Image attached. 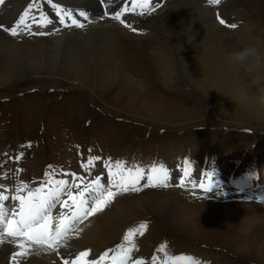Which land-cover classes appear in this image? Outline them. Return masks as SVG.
<instances>
[{
  "label": "rangeland",
  "instance_id": "rangeland-1",
  "mask_svg": "<svg viewBox=\"0 0 264 264\" xmlns=\"http://www.w3.org/2000/svg\"><path fill=\"white\" fill-rule=\"evenodd\" d=\"M31 1L18 0L14 8L15 13L22 14L19 11L29 3L34 5L38 2L41 6L46 4V0ZM122 1L117 0V4ZM230 3L235 8L234 12L245 10L248 13L246 16L255 23L251 35L260 36L264 43V2L231 0ZM149 4L151 8L143 14L138 13L137 9L135 12H126L121 17V19L126 17L128 23L129 15H139V18L143 19L145 30L151 32V36H147L146 39L119 32L117 30L119 27L113 25V28L115 27L119 32L118 43L121 52H124L122 57L130 64L136 76L149 79L151 88L141 96H136L140 95L137 93L133 95L128 89L121 92L116 90L108 93L109 95L98 93L99 101L90 93L70 88L66 82H56L49 77H46L44 82L37 79L22 80L0 88V180L3 183L23 181L36 187L44 180L45 171L55 176L60 169H77L79 160L83 156L94 154L99 155L103 160L107 156L116 158L118 155L134 159L136 153H143L141 163L148 167L154 150L163 152V156L170 151L186 152L189 159H195L197 166L201 164L203 158L212 161L211 167L214 164L228 163L230 168L235 169L236 174H239L240 170L247 169L258 159L262 162V169H255L254 173L259 175L261 173L260 181L264 179V130L227 124L243 122L236 116L235 111L220 110L217 112V119L212 120L211 123L207 122L205 108L209 105L210 98L206 93L197 92L192 84H188L180 70L185 64V55L194 56L193 50L186 41L187 34L180 26L181 14L169 3L157 4L153 0ZM52 5L57 3L53 2ZM127 6H131V0H128ZM219 6L221 8L222 3H219ZM10 7L5 4L0 13L2 14L0 23L4 28L13 24L12 22L10 24L8 22L10 19L4 15L6 9ZM67 8H71V5H67ZM32 10L36 12L33 8ZM210 10L222 12L214 6H211ZM52 11L55 12V9ZM226 12L218 19L220 25L218 32L224 35V44L226 49L230 50L239 46L241 42L250 40L247 38L241 41L238 39L241 37L239 33H236L237 38L230 25L240 16L233 14L231 9H226ZM152 17L156 18L152 19ZM221 19L225 21L224 24L220 23ZM69 29L66 31L70 32ZM36 30L32 29L34 33ZM77 31L79 30H71L70 34L83 35L86 32L83 30L82 34ZM7 33L0 29V34L6 40L12 41L13 36ZM25 35L28 34L21 31L14 37L15 42L28 48L31 55H37L41 44L51 43L52 39V33L49 32L45 35L33 34L34 37ZM263 43L260 46L264 49ZM172 44L177 45L184 53L180 61L175 58L171 63L172 69H175L172 85L164 86L161 83L163 74L158 52L162 51V48L169 50ZM154 47H158L156 51ZM5 62L0 57V77L5 72ZM137 97H141L140 100ZM125 102H140L141 111L149 119L159 116L158 111L162 108L176 106L178 109H187L188 116H183V119L196 117L198 124L180 131L167 129L164 126L115 114L106 105L108 103L123 105ZM212 102L213 105L216 103L213 96ZM17 156H20V159H17ZM235 165L237 168L234 167ZM228 171L229 168L219 169L218 177L221 182L227 178ZM170 178L177 182L179 176L169 173L168 181ZM253 183L256 184L252 181L248 186ZM174 186L175 184L169 183V187L158 188L155 191L126 192L120 197L123 204H128L129 207L149 194L163 200H172L182 223L190 228L189 233L175 230L158 214L142 216L121 233H114L109 225L105 224V219H100L108 247H104L105 249L96 247V249H100L103 253L109 248H114L122 241L124 233L129 228L138 227L139 223L146 222L148 227L144 234L135 237L137 248L140 245L145 247L148 243H153L150 256L156 255L159 260H163L165 256L164 252H157L159 245L163 243L166 245L165 251L170 253V256L180 255L191 249L201 251L204 249L207 252L204 258L207 259L206 264H264V204L240 199L231 201L228 199L229 195L224 194H218L213 199L201 195L197 198L184 194L180 189L175 190ZM232 218L235 220V225L229 236L219 233L218 227L204 233L203 237H200L195 230L196 221H200L201 224L207 219L210 221L208 223H212V227H215L223 224L225 222L223 220ZM208 234L212 237H207ZM229 239L230 241H227Z\"/></svg>",
  "mask_w": 264,
  "mask_h": 264
},
{
  "label": "bare ground",
  "instance_id": "bare-ground-1",
  "mask_svg": "<svg viewBox=\"0 0 264 264\" xmlns=\"http://www.w3.org/2000/svg\"><path fill=\"white\" fill-rule=\"evenodd\" d=\"M53 1L56 2L58 6L64 5V7H67V5H71L70 10L73 16L85 26L83 28H75V26L65 27L60 23L58 17V21L56 20V23L51 25L49 31L47 30L49 26H46V30H40L49 32L50 34L52 33V39L51 43L43 42L41 44L39 47L40 51L37 55H31L28 48L15 42L14 37L11 38L12 41H8L0 34V57L6 61L4 64L5 72H3L2 77H0V88L8 86L9 84L18 83L22 80L37 79L44 82L46 77L53 78L56 82H66L70 85V88L81 89L85 93H90L97 99L100 98L98 93L101 92L108 94L111 91L115 92L119 90L121 92L128 89L133 95L137 93L140 95L136 96H141L147 89L151 88L147 77H138L133 73L130 64L122 57L124 52H121V47L118 43L119 32L142 37L143 39H146L147 36H151V32L145 30L143 19H140L139 15H129L130 19L128 23L126 17L123 18L125 24L122 25L108 16L105 17L97 0ZM105 1L109 3V8L114 11L110 13L111 15L119 11L122 7H125L124 5L122 6L125 0L120 4H117V0ZM230 1L231 0H221L220 3H222V7L220 8L219 5H216L214 8L217 10L221 9L222 12H212L210 10L211 6H209L205 0H154L157 4L159 2L171 4L172 7L177 9L181 14L179 19L181 22L180 26L187 34L186 41L193 50L194 56L186 54V58L184 59L185 64L181 66L180 70L188 84H192L197 92L199 91L202 94L206 93L208 98H210V102H208L209 105L205 108L207 112V122L211 123L212 120L217 119V112L220 110L223 112L235 111L236 116L241 118L243 122H228L227 124H234L245 128L254 127L258 130H264V115L258 114L255 110L246 108L240 103L235 104L234 101H232L236 98L235 90L240 86L243 78L230 68L225 61V52L229 49H226V45L224 44V35L218 32L220 28L218 19L222 17V14L227 13L226 9H231L233 14H238V16H240V18L233 23L236 24V27H231L235 34L239 33L241 35V37L238 38V34H236L238 39L245 41L249 38V40H254L261 45L263 39L258 35H251L252 30L255 28V23L250 21L251 19L246 16L248 13H246L245 10L236 9L238 12H234L235 8H233ZM262 2H264V0H262ZM17 3L18 0H7L6 2V6L11 7L10 9H6L4 15L10 19V21H8L10 24L19 17L14 11ZM45 3V6H41L36 2L33 6L36 12L33 13L35 15L41 12L44 14L49 12L54 14L52 10L55 8L49 3V0H46ZM81 11L87 14V20L79 15ZM154 18L156 17H152V19ZM66 23L70 24V21H66ZM113 25L119 27L117 28L119 32L115 27L113 28ZM125 25L128 26L126 27ZM69 28L71 30H79L77 32H82V34L83 30L86 32L83 35H81V33L79 35H73L70 34L71 30ZM66 29H69L70 32L66 31ZM90 40L91 42H89ZM157 48L158 47H154L155 50H153L156 51ZM178 48L177 45L172 44L169 50L162 48V51L159 50L158 52L161 63L160 67L162 68L163 74L161 83L164 86H171V82L174 80L173 75L175 69L173 70L171 65L173 60L175 58L179 61L182 59V53H184V51ZM124 55H126V52ZM139 55L142 56L143 54ZM212 96L215 98L216 102L214 105ZM140 98L141 97H137L139 100ZM139 103L125 102L123 105H113L112 103L111 105L108 103L106 105H108L107 107H110L111 111L115 114L137 119L144 123L164 126L167 129L170 128L180 131L198 124L196 120L198 118L196 117L192 119H190L191 117L183 119V116L189 113L188 110L178 109L176 106H174V108L166 107L159 109V116L157 115L155 118L149 119L146 117L145 113L141 111ZM163 158L164 167L168 169V172L179 176L177 182L184 176L181 173L182 168L185 166V161L190 165L191 173L190 177L185 178V185L193 187L192 183L187 182L191 180L195 181L197 184L196 187H198L201 180H208L206 172L202 173L200 168L195 165L183 151L167 152ZM130 160V158L118 155V157L111 159V163L114 165L117 161H120L125 167H131ZM102 161L103 160L99 159V162ZM259 162L261 161L257 159L249 167L246 166V168L248 167L246 171L240 172L238 175V177L241 178L240 186L248 187L252 181L256 183L260 181V178H262L261 173L260 175L254 173L255 169H262V162L261 164H259ZM97 165L101 166V164L98 163ZM141 168L145 169V173H147L150 167ZM211 168L212 171L210 174L212 184L220 181V177H218L219 169L224 170L229 168L227 178L221 182L224 185L228 180L230 172L233 170L228 163H225V165L214 164ZM175 171L177 172L176 174L173 173ZM177 182L173 181L171 178L168 181V183L175 185H177ZM122 194L123 193L117 194L102 211L87 217L82 222L75 225L74 227L79 229V234H73L68 238L65 246L58 250L59 254H57V252H45L42 249H35L27 259L22 261V264H63L64 259L74 258L79 252L85 250H90L89 258H96L101 254V250L96 249V247H108V243L104 240L105 236L100 219H105V224H108L114 233H121V231H125L133 221L141 219L142 216L158 214L175 230L189 233L190 228L187 224L182 223L183 221L177 214L172 200H163L148 193L149 195H144L141 200L139 199L138 202L132 203L129 207L128 204H123L122 198L120 197ZM184 194L191 195L190 192L188 193L187 191L184 192ZM198 195L199 194H197V196ZM9 202L11 201L9 200L8 203ZM210 203L215 204L216 202ZM212 219H214V217ZM223 221H225L223 224L215 227H212V223H208L210 221L207 219L202 221L201 224L200 221H196L197 224L194 221L196 224L195 230L200 237H203L204 233L218 227L219 229L217 228V231H219V233H224L223 235L229 236L235 225V220L232 218ZM209 224L211 225L209 226ZM207 237L210 238L212 236L208 234ZM227 241H230V239ZM152 244L153 243H148V246L145 247L140 245L133 258L144 259L146 264H151L150 255ZM18 250L19 249L14 244L7 242L0 244V264H12L11 255L14 251ZM206 253L204 249L202 251L191 249L181 255L191 256L194 260L200 261L201 264H206L207 259H204Z\"/></svg>",
  "mask_w": 264,
  "mask_h": 264
},
{
  "label": "snow or ice",
  "instance_id": "snow-or-ice-1",
  "mask_svg": "<svg viewBox=\"0 0 264 264\" xmlns=\"http://www.w3.org/2000/svg\"><path fill=\"white\" fill-rule=\"evenodd\" d=\"M5 2L6 0H0V5H4ZM51 2L52 0H49V3ZM219 3L220 0H207L209 6H216ZM33 6V4H29L15 25L4 28V25L0 23V28H4V31L9 32L13 37L21 31L29 35H45L46 32L40 31L39 28L34 33L32 24L43 27L51 21L43 12L40 13L39 19L33 16L31 14ZM53 7L56 8L60 23L65 27L83 28L85 26L73 16L71 10L62 9L57 5H53ZM149 8V0H131V7L125 3V7L116 11L110 18L123 25L125 20L121 17L124 13L140 9L143 14ZM79 15L85 20L88 18L84 11H81ZM104 16H109V11H105ZM66 21H70V24ZM220 23L224 24L225 21L221 19ZM230 27L235 28L236 24H231ZM17 159H20V156H17ZM99 159V157L89 156L87 162L82 163L81 167L88 169ZM184 164L181 186L186 182L185 178L191 175L190 165L187 161ZM104 166L107 168V187L101 182L100 176L84 183V186L81 187V183L84 182L83 177H77L74 173H66L65 175L72 176L70 184L66 179H54L52 173L45 171L44 180L38 187H30L29 184L18 181L14 192L10 195L5 194L7 189L0 191V244L7 242L16 245L19 249L11 255L12 264H22V261L27 259L35 249L59 254L58 250L65 246L68 238L73 234H79V229L75 228V225L102 211L117 194L140 191L141 182L145 177L147 182L142 185L143 187L168 186L169 172L162 164L159 166L153 164L147 173L139 166L126 168L120 161L114 165L110 161H105ZM207 175L208 180H201L198 185L205 191H209L213 185L211 174ZM187 182L192 183L193 187L197 186L195 181L188 180ZM9 200L14 203L6 205L5 202ZM57 206L59 212L54 216L53 209ZM147 227L146 222H141L138 227L129 228L119 244L114 248L107 249L96 258H89L90 250H85L79 252L74 258L64 259L63 264H146L144 259L133 257L137 251L135 237L143 235ZM165 249V244L159 245L157 252H164V259L159 260L158 256L153 255L151 264H200V261L194 260L191 256H170Z\"/></svg>",
  "mask_w": 264,
  "mask_h": 264
},
{
  "label": "clouds",
  "instance_id": "clouds-1",
  "mask_svg": "<svg viewBox=\"0 0 264 264\" xmlns=\"http://www.w3.org/2000/svg\"><path fill=\"white\" fill-rule=\"evenodd\" d=\"M225 61L243 78L232 101L264 115V49L250 40L226 51ZM255 200L264 204V190L255 195Z\"/></svg>",
  "mask_w": 264,
  "mask_h": 264
}]
</instances>
